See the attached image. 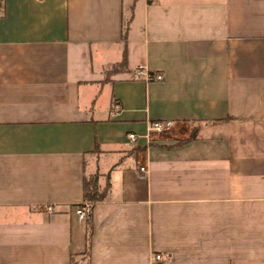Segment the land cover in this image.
Returning a JSON list of instances; mask_svg holds the SVG:
<instances>
[{
    "label": "crops",
    "instance_id": "0c3cea01",
    "mask_svg": "<svg viewBox=\"0 0 264 264\" xmlns=\"http://www.w3.org/2000/svg\"><path fill=\"white\" fill-rule=\"evenodd\" d=\"M0 264H264V0H0Z\"/></svg>",
    "mask_w": 264,
    "mask_h": 264
},
{
    "label": "built area",
    "instance_id": "2783aa9c",
    "mask_svg": "<svg viewBox=\"0 0 264 264\" xmlns=\"http://www.w3.org/2000/svg\"><path fill=\"white\" fill-rule=\"evenodd\" d=\"M132 79L133 80H141V81H145V82H150V81H162L163 77L161 75H151L149 73H147L146 71H144L143 69H136L133 73H132ZM165 126L162 125L161 123H155L153 124L149 129H148V133L146 135V139L150 140V136H152L155 133H160L162 131H164ZM128 139L130 141L131 144L136 143V139L137 136L134 134H131L128 136ZM139 172L143 175H146L147 170L146 168H140ZM47 212H52V208L51 207H47L46 208ZM91 211H92V207L90 204L84 203L80 206L76 207L75 210V214L78 216V218L80 220L86 219L87 217H89L91 215ZM168 255L166 254H156L152 256V261L154 263H160L165 261L166 259H168Z\"/></svg>",
    "mask_w": 264,
    "mask_h": 264
},
{
    "label": "trees",
    "instance_id": "16d2710c",
    "mask_svg": "<svg viewBox=\"0 0 264 264\" xmlns=\"http://www.w3.org/2000/svg\"><path fill=\"white\" fill-rule=\"evenodd\" d=\"M122 39H125V33L122 35ZM107 191L108 186L99 191L97 176L85 178L83 182V202L90 205L100 202L105 198Z\"/></svg>",
    "mask_w": 264,
    "mask_h": 264
},
{
    "label": "rangeland",
    "instance_id": "374dc122",
    "mask_svg": "<svg viewBox=\"0 0 264 264\" xmlns=\"http://www.w3.org/2000/svg\"><path fill=\"white\" fill-rule=\"evenodd\" d=\"M100 191V190H99Z\"/></svg>",
    "mask_w": 264,
    "mask_h": 264
}]
</instances>
